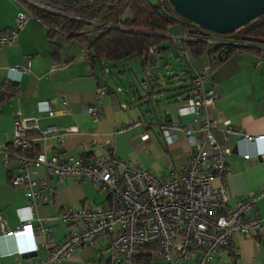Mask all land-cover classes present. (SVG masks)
<instances>
[{"label": "crops", "instance_id": "1", "mask_svg": "<svg viewBox=\"0 0 264 264\" xmlns=\"http://www.w3.org/2000/svg\"><path fill=\"white\" fill-rule=\"evenodd\" d=\"M20 11L16 2L0 0V33L13 28ZM91 31L92 28L87 30ZM168 35L181 36L184 31L180 26L174 27ZM215 46H210L208 53L194 59L192 69L196 72L207 69L209 81L206 88H212L217 94L215 110L209 116L218 121L213 131L216 144L232 152L227 159V192L229 205L234 206L250 193L264 188V161L254 160L257 155H264V139L243 140L244 136L253 139L264 136V58L261 59L264 51L257 47L235 50L221 60L220 51ZM257 46L264 47V42ZM87 52L89 46L86 42L69 38L37 19H31L24 25L16 43L0 47V95L7 92L8 85L16 87L13 96L0 102V145L11 148L13 124L17 119H36L39 130L27 133L30 156L56 153L61 159L71 158L87 163L111 155L134 162L157 177L166 175L167 162L172 164L175 173L183 172L189 151L183 135L178 134L177 142L169 147L160 135L152 137L151 125L147 131L148 139L143 141V127L129 128L132 122L148 123L139 117L140 110L137 113L131 108V102L139 107L141 98L133 93L131 101L127 92L119 86L109 88L105 79L108 68L104 64L93 66ZM184 77L189 81L188 75ZM189 86L190 81L180 88V102L191 95ZM101 88L105 93L97 98L96 92ZM63 103L68 106V114H47L46 105L57 110ZM123 106L126 108L123 109ZM89 107L100 114L98 120L84 112ZM177 119L166 116L164 121L154 124H166ZM182 121L187 123L191 117H184ZM48 127L65 133L63 138L40 140L41 132ZM70 128H76L77 132L67 133ZM227 128L235 132L226 135ZM119 129L123 131L119 132ZM245 155L252 160H244ZM15 167L14 164L6 167L0 163V220L8 230L19 229L23 223L31 222L34 231L6 236L0 225V264L47 260L51 249L47 251L44 248L45 237L37 229L51 230V247L60 243L69 229L61 220L43 223L41 219L60 217L68 208L97 210L110 205L108 197L96 191L91 183L75 179L58 182L41 170L37 177L43 179L45 187L39 190V198L32 200L34 207L30 211L24 188L10 183L12 176L17 175ZM255 210L262 220L258 235L232 238L227 248L212 256L210 264H264V197L256 203ZM109 247V238L101 237L90 248L94 253L105 251L102 258L95 257V264L111 260ZM90 249H78L71 260L61 264L90 263ZM107 253L108 257L105 256ZM154 259L157 258L154 256ZM194 261L195 258L182 260L180 264H193ZM154 264L166 263L159 260Z\"/></svg>", "mask_w": 264, "mask_h": 264}, {"label": "built area", "instance_id": "2", "mask_svg": "<svg viewBox=\"0 0 264 264\" xmlns=\"http://www.w3.org/2000/svg\"><path fill=\"white\" fill-rule=\"evenodd\" d=\"M19 4L20 13L14 20L11 30L0 33V47L14 44L19 32L31 19H36L31 8L41 9L50 13L72 17L56 8L60 2L55 0H12ZM167 0H157L162 7ZM163 8V7H162ZM115 20V19H114ZM93 26L88 32L90 40L98 37L103 29L121 28L113 21L99 23L86 21ZM171 43L180 57L188 59L180 47V41L192 40L190 37L169 36ZM207 43L220 46V57L223 58L231 49L264 47L252 43H239L218 39H206ZM149 54L158 57L160 52L150 48ZM89 57V52H87ZM264 56L261 57L263 59ZM55 68V67H54ZM16 72L17 69H12ZM191 72V97L181 101L177 106V120L159 125V135L166 146L177 142V135L182 134L189 146L186 153L185 170L175 173L171 163H166V175L157 177L142 169L138 164L122 160L115 156L106 155L90 162L61 159L56 153L47 156L45 153L29 155L30 141L27 133L39 130L36 119H17L14 126V137L11 148L0 145V163L3 166L14 164L17 175L12 176L10 183L25 190V198L30 211L33 210L32 200L39 198V190L45 187L43 179L38 178L42 170L48 177L58 182L66 179L87 181L99 193L105 194L110 202L109 207L102 209H66L60 217H46L43 223L61 220L68 232L63 240L53 245L50 242L51 230L39 228L38 233L45 237L44 248L49 251L47 260H36L28 264H61L73 258L75 252L83 247L93 248L101 237L110 240L109 251L113 264H132L133 258L141 247L156 246L155 257L166 264H180L182 260L193 264H210L212 256L219 250L227 248L232 238L237 236L255 237L261 230L262 220L256 213V203L264 197V188L257 193H250L244 200L229 205L227 178L229 169L227 159L231 150L216 144L213 131L216 130L217 120L210 118L215 110L216 92L206 88L209 81L208 70ZM148 74V73H147ZM145 89L148 86L143 85ZM120 90H118L119 92ZM105 93L98 89L97 98ZM126 107L123 106V109ZM50 116L68 114V106L53 110L46 105ZM84 112L98 120L100 114L93 107ZM184 117L191 121L184 123ZM198 126L195 129V126ZM143 127L145 133L142 140L148 139L147 131L150 124L132 122L129 128ZM123 129H119L122 132ZM67 133L77 132L70 128ZM231 128L224 132L234 133ZM65 134V133H64ZM55 127H48L41 132L43 142L49 138L62 139L64 136ZM264 136L254 139L244 136L243 140L250 142L262 140ZM245 155L244 160H252ZM255 161H264V155L254 157ZM45 199H43V202ZM3 233L11 236L20 233H32L34 226L31 222L22 224L16 230L6 229L0 220ZM103 250L96 251L97 258H102Z\"/></svg>", "mask_w": 264, "mask_h": 264}, {"label": "trees", "instance_id": "3", "mask_svg": "<svg viewBox=\"0 0 264 264\" xmlns=\"http://www.w3.org/2000/svg\"><path fill=\"white\" fill-rule=\"evenodd\" d=\"M60 2L56 8L71 15L67 17L61 14L50 13L41 9L31 8L37 20L46 24L49 28L63 32L69 38H75L89 46L90 62L93 66L101 67L102 64L110 69L119 70L118 66L127 63L133 58H138L145 73L150 91L154 87L150 82L152 76L147 71L156 68L158 62L155 56L149 54V49L154 48L159 52L161 47L170 42L166 35L174 28L180 26L184 34L192 40L180 41V47L187 56L197 59L209 52L210 43L206 39H221L239 43L262 44L264 42V15L246 24L240 29L227 34L215 35L205 31L190 22L179 18L170 8L167 1L161 7L151 0H55ZM115 19V20H114ZM93 21L108 23L113 21L121 28H106L100 31L98 37L90 40L88 29L93 26L86 23ZM90 33V32H89ZM220 51V46H215ZM242 48H233L227 54ZM184 60V59H183ZM223 60V58L221 59ZM189 76V69L184 76ZM7 92L0 95V102L5 97H11L16 92L14 85H8ZM191 92V86H189ZM191 95L189 96V98ZM158 248L146 246L138 249L132 264H154L159 260L154 259ZM98 264H113L111 260L100 261Z\"/></svg>", "mask_w": 264, "mask_h": 264}, {"label": "rangeland", "instance_id": "4", "mask_svg": "<svg viewBox=\"0 0 264 264\" xmlns=\"http://www.w3.org/2000/svg\"><path fill=\"white\" fill-rule=\"evenodd\" d=\"M151 1L157 2V0ZM183 59V57H180L179 52L175 50L171 41H168L161 47L156 67L165 65L166 68L164 71L160 72L159 76L151 79L150 84L154 87V91L151 94L148 89L143 87L142 81L145 80L146 75L138 58H133L127 63L117 65L119 70L122 71L120 75L115 74V72L119 70L112 69L115 75L108 74L106 71L105 79L110 87L119 86L127 92V97H129L131 101V94L133 93L138 99L141 98L140 106L135 107L134 103L131 102L133 105L131 108L132 111L137 113L140 110L139 114L141 115H139V117L147 120L150 126L153 125L150 131L152 137H159L160 124L157 125V123L154 124V122L159 120L164 121L166 116H171L174 120L177 117V106L180 104V96H178L181 91L180 88L189 84V81L183 74L195 64V60L190 56L188 59ZM159 77L163 79L160 80ZM136 91H138L140 96L137 95ZM141 123L144 122L141 121ZM90 250V263L88 264H95V253L92 249ZM105 256L108 257L109 253Z\"/></svg>", "mask_w": 264, "mask_h": 264}, {"label": "water", "instance_id": "5", "mask_svg": "<svg viewBox=\"0 0 264 264\" xmlns=\"http://www.w3.org/2000/svg\"><path fill=\"white\" fill-rule=\"evenodd\" d=\"M167 3L179 18L215 35L230 34L264 15V0H167ZM165 68L161 65L151 69L148 75L157 77ZM109 71L111 75L122 74L121 70L115 74ZM142 84L148 86L147 80Z\"/></svg>", "mask_w": 264, "mask_h": 264}]
</instances>
